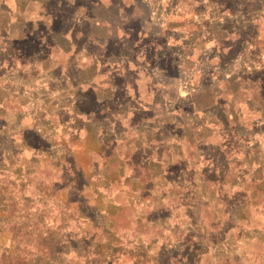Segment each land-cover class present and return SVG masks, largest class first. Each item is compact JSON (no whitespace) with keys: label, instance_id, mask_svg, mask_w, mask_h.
<instances>
[{"label":"rangeland","instance_id":"obj_1","mask_svg":"<svg viewBox=\"0 0 264 264\" xmlns=\"http://www.w3.org/2000/svg\"><path fill=\"white\" fill-rule=\"evenodd\" d=\"M132 1H110L118 21L109 0H0V228L54 235L65 211L74 231L118 225L104 264H264V168L257 185L244 163L260 142L264 165L247 111L264 107V0ZM215 94L235 96L237 128ZM191 104L217 124L195 127Z\"/></svg>","mask_w":264,"mask_h":264},{"label":"trees","instance_id":"obj_2","mask_svg":"<svg viewBox=\"0 0 264 264\" xmlns=\"http://www.w3.org/2000/svg\"><path fill=\"white\" fill-rule=\"evenodd\" d=\"M110 1L111 0H109V3L106 7L110 8L112 11L116 13V16L118 17V21L124 20V18L128 16V14H126L127 6L117 3V2L112 3ZM130 2H134V1L130 0ZM92 18L94 17L91 15V18L88 19V23ZM86 21H87V18H86ZM96 24L97 26H100L102 25V22L96 21ZM119 26H120L119 24L116 25V31L121 30L122 27L121 26L119 27ZM218 43H220L219 45L223 44L221 40ZM236 43L241 44L242 45L241 47L243 48L244 44L241 43V39H237ZM125 77L128 80L125 79L123 86L130 85L128 88L132 86L134 90L137 89L136 84H135L136 78L134 77L133 79L135 80H133L131 79V77H128V76H125ZM229 79H232V81H234L237 78L236 76H233V77H230ZM229 81L230 80H227L221 83L222 87L223 86L225 87V84L229 83ZM219 89L221 88H219L218 86H215V90L213 89V91L219 92ZM218 94H215V96L212 98L211 105L223 103V100H224L223 98L218 99L216 101L215 98H216V95ZM256 99H257L256 97L253 98V100L256 103H258ZM225 100L226 101H224L223 103L224 119L222 118L219 119L222 121L221 125L219 124V126L225 127V129H227L228 126H234L235 128H237L238 122L242 118V114L238 109L237 111L235 110V103H236L235 96L232 95V97H230L229 99H225ZM248 102H250V104L253 103V101H251L250 99H248ZM250 104H248L249 108H247L248 113L252 115L258 114V118L260 117L263 118L264 117V107L262 109V106L258 105L257 107L255 106V109H252ZM191 106L194 110L195 106L193 104H191ZM126 109L133 111L136 108L132 109V107H127ZM118 110L119 109H117V111ZM193 110L191 111L189 109L185 111L184 117L186 118L189 117L194 120L196 119L197 122H195V125H196L195 127H197L198 122L201 123V124L199 123L200 127H197L199 129L204 128L206 126L204 125V122L205 124H208V125L212 124L214 126L217 124L218 120L216 121V116H214L211 113V111L210 113L204 112V114L201 115V119H200V118H197L198 117L196 114L197 112ZM135 111H139L138 108ZM108 113L109 114L107 116L110 117L111 120L120 116L119 114L115 115L116 112L114 114H111V112L108 111ZM118 120L120 121L119 118H117L116 121ZM175 120L176 118H174V121ZM262 132L263 133L261 134V136L264 137V130ZM198 141L204 142L202 138L198 139ZM194 143L195 142H192L191 145L194 146ZM224 144H225V139L222 138L221 143L219 144L220 148L224 147L223 146ZM234 147H232L231 149H234ZM248 147H249L248 148L249 158L251 157V155H254V156H252L253 160L251 163H247V162H244V163L246 165L247 164L249 165V169H250L249 173L252 172L250 176L251 181L254 184L262 185V182H259V181H262V177L261 176L259 177V174H257L256 172L258 171L261 172L263 170L262 168H264V165L255 163V161H257L255 155L257 154L258 148L260 147V142L250 143ZM138 150L140 149H137L136 151ZM263 154H264V148H263ZM161 164L162 163H159V165ZM258 168L262 170H259ZM261 188H263L264 190V186H262ZM253 190H254L253 191L254 195L255 196L257 195L259 197V193L262 192V190L261 189L255 190V187ZM65 216H69V219L67 221L65 219H60L59 227L55 231L56 233L54 235L47 233V232L44 233L43 231H40L39 222L38 223L34 222L29 225L28 224L23 225V224H18V223L16 224L6 223L4 225V228H0V230H2V232H7L9 234V237H8L9 239L4 238L2 235V232H0V264H63L62 258L64 257L67 258L69 253H72L73 255L68 261L69 264H104V262H102V259H103L102 250L99 251V246L103 244L107 246V248L109 247L114 248V247L121 246L119 241L122 240V238L119 236H115V231L118 228V225L115 223V221H108L109 223L107 225L106 224L94 225L93 223L89 225L90 223L88 222V224H86V227H84L85 231H80V228H78L77 231H74L73 227H71L72 220L70 221L71 217H73V214H69V212L65 213V211H63L61 213V217L63 218ZM107 218L109 220L113 219L114 214H108ZM140 220L141 221H139V223L143 222V219H140ZM242 220H243L242 222L245 221L244 219ZM32 228H35V232L32 231ZM121 229L125 230V227L123 226L121 227ZM234 229H235V225L232 223L229 226V228H227L228 234L233 232ZM133 235H135V233ZM139 236L140 235L137 233V237ZM224 236H227L226 231H225ZM133 240H134L133 238L127 240L128 245L132 244ZM154 240L156 239L155 238L151 239L150 246L153 245ZM74 244H76L77 246L76 248ZM140 244L143 245L142 243ZM91 256L92 258L94 257L93 259L94 262L92 259H90ZM194 262L195 261H192L190 264H198V261H196L195 263Z\"/></svg>","mask_w":264,"mask_h":264}]
</instances>
